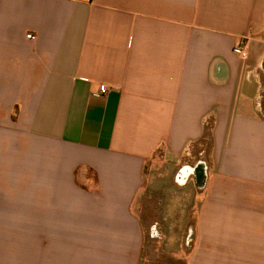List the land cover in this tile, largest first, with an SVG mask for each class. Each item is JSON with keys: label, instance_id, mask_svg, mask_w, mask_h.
Instances as JSON below:
<instances>
[{"label": "crops", "instance_id": "obj_1", "mask_svg": "<svg viewBox=\"0 0 264 264\" xmlns=\"http://www.w3.org/2000/svg\"><path fill=\"white\" fill-rule=\"evenodd\" d=\"M155 162L188 264H264V0H0V264H139Z\"/></svg>", "mask_w": 264, "mask_h": 264}, {"label": "rangeland", "instance_id": "obj_2", "mask_svg": "<svg viewBox=\"0 0 264 264\" xmlns=\"http://www.w3.org/2000/svg\"><path fill=\"white\" fill-rule=\"evenodd\" d=\"M197 149L193 158L198 156L200 149H205V159L207 147ZM153 164L150 166L153 170L147 171L150 172V188L139 194L134 203L145 231L139 264H188L191 240L187 242L186 237L196 212L197 189L192 182L176 183L171 166L160 162Z\"/></svg>", "mask_w": 264, "mask_h": 264}, {"label": "built area", "instance_id": "obj_3", "mask_svg": "<svg viewBox=\"0 0 264 264\" xmlns=\"http://www.w3.org/2000/svg\"><path fill=\"white\" fill-rule=\"evenodd\" d=\"M29 37L33 38V35H29ZM233 50L241 57H246L247 51L244 46V39H237L236 42L233 45ZM107 91V88L105 85L99 86V93H105Z\"/></svg>", "mask_w": 264, "mask_h": 264}]
</instances>
